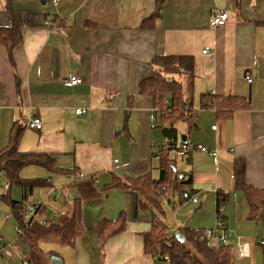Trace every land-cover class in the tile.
Masks as SVG:
<instances>
[{"label": "crops", "instance_id": "0c3cea01", "mask_svg": "<svg viewBox=\"0 0 264 264\" xmlns=\"http://www.w3.org/2000/svg\"><path fill=\"white\" fill-rule=\"evenodd\" d=\"M155 1L0 0V27L10 25L8 10L23 22L21 41L11 56L0 45V151L12 128L19 127V151L53 157L59 173L35 166L21 173L26 168L48 173L43 179L51 186L41 193L36 189L30 199L43 209L39 221L54 220L74 199L80 204L83 233L67 245L73 264H153L143 250V234L151 230L154 216L166 222L155 209L140 208L138 191L111 184L118 180L128 185L143 176L157 180L162 157L173 161L179 179L190 181L182 194H171L162 204L173 211L188 209L180 218L173 214L175 233L206 230L221 220L231 231L227 245L233 263L236 255L262 264L264 237L247 235L264 229V221L248 218L246 199L234 189L232 174L234 161L243 160L246 183L264 189V0H163L152 26L143 27ZM217 10L226 11L228 18L223 27L212 29L209 18ZM206 47L209 52L202 54ZM159 55L193 58L191 78L168 76L181 85L186 110L193 114L171 121L173 149H168L159 123L150 119L155 116L152 99L139 92L140 82L153 73L152 58ZM70 75L81 83L66 85ZM226 97L247 107L222 116L217 109L227 110ZM77 109L83 112L77 115ZM31 117L41 121L40 130L26 127ZM158 133L161 140L155 138ZM182 136L190 147L204 145L207 152L179 156ZM78 173L83 178L77 179ZM43 192L45 199L34 203ZM18 193L10 189L12 200L20 199ZM120 214L124 231L98 238V223ZM238 241L246 244L247 256L238 255ZM49 252L56 254L40 248V264L43 258L51 264ZM27 254L18 234L14 243H0V264H32Z\"/></svg>", "mask_w": 264, "mask_h": 264}, {"label": "trees", "instance_id": "16d2710c", "mask_svg": "<svg viewBox=\"0 0 264 264\" xmlns=\"http://www.w3.org/2000/svg\"><path fill=\"white\" fill-rule=\"evenodd\" d=\"M162 1H155V9L143 23V27L152 26L153 20L159 16ZM6 13L10 25L0 27V45H4L11 56L12 50L21 41L20 30L23 22L12 11L8 10ZM151 65L154 69L153 73L140 82L139 92L152 99L155 109V124L157 122V125L159 123L162 127V134L168 140L169 148H167L173 149L176 148V130L171 125V121L190 118L193 114L190 110H186L188 105L183 98L181 85L168 76L187 75L191 78L193 75V58L184 55H159L152 58ZM210 101L212 100L210 99ZM222 102L227 105L225 111L221 106L217 109L222 116L229 115L234 109L247 107L242 105L243 101L238 98L226 97ZM205 106H208V103H204V108ZM210 106H214V104H210ZM21 132L22 129L19 127L12 128L8 145L0 151V175L9 184L7 194L2 195L0 199L5 201V205L14 217L18 238L28 250V260L32 264H40L39 243L43 238L54 236L60 239L62 243L72 246L76 239L82 235L81 208L78 201L74 199L67 210L54 220L45 218L43 223H40L39 218L43 213V209L40 208L36 210L35 217L26 219V208L30 204L34 191L40 188H49L51 184L48 179L23 178L21 171L25 167L32 166L40 167L49 173H59L60 170L54 169V159L48 154L19 151L18 143ZM244 174V161H234L233 185L234 189L242 192L246 199L249 208L248 218H261L264 221V189L258 190L248 185ZM189 183V179L178 178L172 160L162 157L160 176L157 180L143 176L129 181L128 185L116 180L111 186L128 187L138 191L140 194L139 204L142 210L155 209L156 212L161 213L163 202L171 194H182L183 187ZM12 187L20 191L19 201L11 199L10 189ZM152 223L151 230L143 234V250L151 256L152 261L156 255V248L159 247V255H169L170 260L165 264H234L232 249L227 244L220 245L216 250L205 246V230L192 231L187 235L185 232H179L180 236L176 238L168 233L167 226L157 216L152 218ZM124 228L125 217L120 214L114 221H100L96 228V236L107 239L123 232ZM51 253L49 252L48 255ZM262 264H264V248Z\"/></svg>", "mask_w": 264, "mask_h": 264}, {"label": "built area", "instance_id": "2783aa9c", "mask_svg": "<svg viewBox=\"0 0 264 264\" xmlns=\"http://www.w3.org/2000/svg\"><path fill=\"white\" fill-rule=\"evenodd\" d=\"M52 4H57L59 3L61 0H46ZM228 18V14L226 11L224 10H217L216 12H214L210 18H209V26L212 29H218L221 28L225 25L226 21ZM209 52V48L206 47L202 50V54H206ZM245 80L250 83L251 82V78L249 76L245 77ZM81 83V80L74 76V75H70L66 81V85L69 86H75ZM76 114H80L83 111H81L80 109H77ZM150 119L151 121L154 123L155 125V116L154 114L150 115ZM26 127L28 129L31 130H40L41 129V121L36 118V117H31L29 119L26 120ZM152 124L151 128L154 129L155 126ZM192 150L195 151H200V152H207V149L204 145H197L195 147H190L189 145H187L186 143H182L179 147L178 150V154L179 156H185L188 155L189 153L192 152ZM212 155L213 158L216 157V152H212L210 153ZM76 178H83V174L78 173L76 174ZM9 189V184L6 183L3 187H1L0 189V197L2 195H6ZM191 201L193 203H195L197 200L195 197H191ZM40 208V205H35V204H29L26 208V219L29 217H35L36 216V210H38ZM40 223H43V221H39ZM231 236V231L225 226V223L223 221H218V223H216V225L211 228V229H206L204 231V241L207 247L211 248V249H218L220 245H224L227 244L228 239ZM260 245L264 248V240L260 242ZM237 251H238V255L243 257V256H247L246 253V244L238 241L237 243ZM160 252V248H156V255L153 259V264H165L168 263L170 258L169 255L167 254H163V255H159L158 253ZM23 264H28V263H23Z\"/></svg>", "mask_w": 264, "mask_h": 264}, {"label": "rangeland", "instance_id": "374dc122", "mask_svg": "<svg viewBox=\"0 0 264 264\" xmlns=\"http://www.w3.org/2000/svg\"><path fill=\"white\" fill-rule=\"evenodd\" d=\"M160 137L161 136H160L159 133L155 135V138L157 140H161ZM21 174L24 175V176H28V177H33V176L34 177H40V176H42V178H46L48 173H46L44 170H42L40 168L39 169L38 168H28V169L26 168V170H24V172H22ZM6 183H8V182L5 181V179L0 175V188L3 187V185L6 184ZM17 191L19 192L17 197H20L21 193H20V191L18 189H17ZM39 191H43V190L40 188V189H38L37 192H39ZM39 193H41V192H39ZM11 195H12V198L15 195L13 190L11 192ZM174 197H176V195ZM39 198L40 199H37V196H36L34 199H32V201L35 203V200H36V202H38V200L45 199L44 192L41 194V196ZM14 201H16V200H14ZM5 204H6L5 201H1L0 202V206H1L0 216H1L2 220L4 221L0 225V234L2 236V239L0 240V243H1V245L5 244V246H6L8 243H12V242L14 243L17 240V226H16V223L14 221L13 215L10 213V210L8 208L4 207ZM5 206H7V205H5ZM168 206L169 205L166 202L165 206L161 207V213L159 212V214H160L161 218L166 222L167 228L171 229V231L169 233H171V235H172V233L174 234L175 231L177 230V227H175L176 221L174 219V215L173 214H176L177 218H180L181 216L188 214L186 212L188 209H186L185 211H173L171 208H168ZM171 206H172V204H171ZM191 207L194 210L195 209L198 210V207H195V206H191ZM193 207H195V208H193ZM182 210H184V209H182ZM155 213L158 214L157 212H155ZM6 214H9V215L6 216L7 220H5V215ZM243 228L247 230V234L250 233L248 226L245 225V226H243ZM206 229H211V228H206ZM255 233L251 234V235H247V236H251V238H254L257 235L260 238L264 237V229L263 228L259 229V230H255ZM49 238L47 236V238H45V239L43 238L40 241V243H39L40 244V248L42 250L52 249L54 252H56L57 256L59 255L61 257V259L65 261L64 264H73V256L74 255H70V253H72V252H70V248L66 244L62 243V241L60 239H58L57 237L49 236ZM46 239H49V240L52 239L53 241H49L48 240L49 241L48 242ZM44 241H46L45 244H44ZM205 246H206V244H205ZM259 247L261 249V246H259ZM257 258L259 259V257H257ZM46 259L47 258H43L42 259L43 260V264L46 261ZM249 263H252L251 259L239 260L236 257V255H234V264H249ZM45 264H49V263L46 262Z\"/></svg>", "mask_w": 264, "mask_h": 264}, {"label": "water", "instance_id": "95a60500", "mask_svg": "<svg viewBox=\"0 0 264 264\" xmlns=\"http://www.w3.org/2000/svg\"><path fill=\"white\" fill-rule=\"evenodd\" d=\"M184 142H185V137L182 136V143H184ZM179 236H180V234L177 233L176 238H178ZM49 258H50L51 264H62L63 263L62 259L59 256H57L56 254H51Z\"/></svg>", "mask_w": 264, "mask_h": 264}]
</instances>
